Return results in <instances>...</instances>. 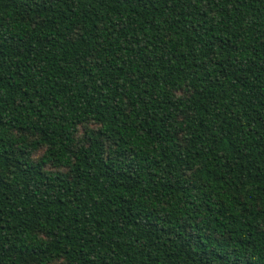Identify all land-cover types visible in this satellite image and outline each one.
Listing matches in <instances>:
<instances>
[{
    "label": "trees",
    "instance_id": "obj_1",
    "mask_svg": "<svg viewBox=\"0 0 264 264\" xmlns=\"http://www.w3.org/2000/svg\"><path fill=\"white\" fill-rule=\"evenodd\" d=\"M0 264H264V0H0Z\"/></svg>",
    "mask_w": 264,
    "mask_h": 264
},
{
    "label": "rangeland",
    "instance_id": "obj_2",
    "mask_svg": "<svg viewBox=\"0 0 264 264\" xmlns=\"http://www.w3.org/2000/svg\"><path fill=\"white\" fill-rule=\"evenodd\" d=\"M43 152V149H39L37 152H36V156L39 157Z\"/></svg>",
    "mask_w": 264,
    "mask_h": 264
}]
</instances>
